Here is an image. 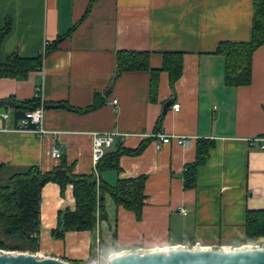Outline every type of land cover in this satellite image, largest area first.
<instances>
[{"label":"crops","instance_id":"1","mask_svg":"<svg viewBox=\"0 0 264 264\" xmlns=\"http://www.w3.org/2000/svg\"><path fill=\"white\" fill-rule=\"evenodd\" d=\"M9 18L1 63L56 48L26 79H0V100L29 101L42 88L48 132L40 138L18 131L12 111L6 120L1 110L0 165L14 171L37 166L46 174L66 162L74 175L95 174L110 187L146 178L141 218L106 196L105 216L94 230H70L62 238L53 231L61 211L76 210L74 188L62 192L48 183L36 253L109 264L116 254L189 242L214 249L264 242L246 231L248 211H264V150L248 142L264 136V45L253 55L252 81L244 87L226 83V60L217 54L221 43L251 41L254 0H0V34ZM130 52L149 54V70L117 75L119 54ZM166 54L182 56V76L173 87ZM171 100L181 110L172 105L164 114ZM97 133L122 137L109 152L118 143L131 151L144 144V151L123 155L119 171L99 173L92 158ZM158 133L193 141L187 148L176 141L160 148ZM54 147L61 159L52 157ZM201 153L205 160L187 185V169ZM211 182L221 185L206 186Z\"/></svg>","mask_w":264,"mask_h":264},{"label":"trees","instance_id":"2","mask_svg":"<svg viewBox=\"0 0 264 264\" xmlns=\"http://www.w3.org/2000/svg\"><path fill=\"white\" fill-rule=\"evenodd\" d=\"M12 22L7 19L5 28L0 34L1 44L11 31ZM73 28L66 37H70ZM65 37V38H66ZM264 45V0H254V19L252 39L248 43H221L217 54L226 60V83L233 87L249 86L252 81L253 55ZM56 48V44L48 47L37 58L25 59L12 55L6 63L0 61V79H26L30 73L43 68V61ZM182 56L179 54L165 55V69L170 74L171 86L182 76ZM149 70V54L130 52L118 56L117 75L126 71ZM152 90L157 88L158 72H152ZM39 106L36 99L18 101L11 97L0 100V111L14 114L17 128L26 114ZM163 117L159 120V126ZM32 128V126H31ZM143 144L135 151L127 150L118 143L117 150L107 152L98 164V172L113 169L120 170L119 159L123 155H139L144 151ZM205 160L199 154L197 162L188 167L187 185L195 182L197 167ZM48 183H56L64 192L67 185L74 188L76 200L75 211H61L58 226L53 231L56 238L64 237L70 230H94L98 220L105 216L106 196L128 211H134L141 218L145 206L146 178L120 181L110 187L97 180L95 174L76 176L66 162L53 172L43 174L39 167L32 166L19 171L0 165V250L29 251L36 253L40 247L41 203L42 191ZM247 238L264 236V211H248L246 221Z\"/></svg>","mask_w":264,"mask_h":264},{"label":"water","instance_id":"3","mask_svg":"<svg viewBox=\"0 0 264 264\" xmlns=\"http://www.w3.org/2000/svg\"><path fill=\"white\" fill-rule=\"evenodd\" d=\"M173 100L164 106V114ZM209 185H221L211 182ZM0 264H76L57 257L25 251L0 250ZM109 264H264V247L225 251L221 249L169 248L114 255Z\"/></svg>","mask_w":264,"mask_h":264},{"label":"built area","instance_id":"4","mask_svg":"<svg viewBox=\"0 0 264 264\" xmlns=\"http://www.w3.org/2000/svg\"><path fill=\"white\" fill-rule=\"evenodd\" d=\"M43 90L41 87H37L35 89L34 93V99H36L39 102V106L26 114V117L24 120L21 121L18 128H16L18 131H28L33 132L37 134L40 138L45 137L48 132L44 128L43 120H44V112H45V101L43 99ZM118 101L114 100L113 104L117 105ZM173 110L175 112H179L181 110L180 104H173L172 106ZM2 117L4 119L9 118V113L5 112L2 114ZM32 126V128H31ZM122 138L118 133H109V134H94L93 135V162L95 166H98V164L101 162V160L105 157L108 150L111 149L117 142L118 138ZM158 139V145L160 148L171 144L173 141H176L178 144H180L183 147H189L192 144L193 138H189L186 136H169L163 133H158L155 136ZM251 146H259L261 150H264V136L263 137H255L248 140ZM52 157L55 159H61L62 153L61 150L58 147H54L52 151ZM179 211H181L184 214H187L188 211H186L183 207H179ZM176 248H183V249H214L210 246H203L199 243H184L181 245L173 246ZM171 247V248H173ZM264 247L263 241H256V242H247L240 246H222L221 250H225L226 248L231 250H238V249H254V248H261ZM226 251V250H225Z\"/></svg>","mask_w":264,"mask_h":264},{"label":"rangeland","instance_id":"5","mask_svg":"<svg viewBox=\"0 0 264 264\" xmlns=\"http://www.w3.org/2000/svg\"><path fill=\"white\" fill-rule=\"evenodd\" d=\"M26 252V251H25ZM27 252H29V251H27ZM142 252V251H141Z\"/></svg>","mask_w":264,"mask_h":264},{"label":"bare ground","instance_id":"6","mask_svg":"<svg viewBox=\"0 0 264 264\" xmlns=\"http://www.w3.org/2000/svg\"><path fill=\"white\" fill-rule=\"evenodd\" d=\"M226 251H229V250H226Z\"/></svg>","mask_w":264,"mask_h":264}]
</instances>
